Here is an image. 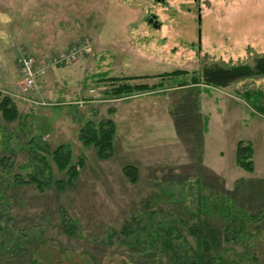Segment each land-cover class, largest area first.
<instances>
[{
	"label": "rangeland",
	"instance_id": "rangeland-1",
	"mask_svg": "<svg viewBox=\"0 0 264 264\" xmlns=\"http://www.w3.org/2000/svg\"><path fill=\"white\" fill-rule=\"evenodd\" d=\"M85 40L88 54L23 89L19 53L41 66ZM258 55L264 0H0V93L17 109L12 121L0 111V264H176L165 229L150 238L160 225L175 228L180 257L197 250L200 225L216 233L213 264H264V115L241 97L264 108V77L178 86L204 65ZM175 70L187 72L110 98L108 77ZM108 118L114 148L100 158L81 135ZM239 140L253 146L252 172L235 164ZM59 145L83 157L71 185L45 151Z\"/></svg>",
	"mask_w": 264,
	"mask_h": 264
},
{
	"label": "trees",
	"instance_id": "trees-1",
	"mask_svg": "<svg viewBox=\"0 0 264 264\" xmlns=\"http://www.w3.org/2000/svg\"><path fill=\"white\" fill-rule=\"evenodd\" d=\"M185 70H175L171 72H165L162 74L156 75H142V76H114L108 77L112 83L111 97L110 98H124L135 94V91H149L151 90V86L144 84H133L132 80L140 79V78H151V77H170L177 76L183 73H186ZM255 77H264V55L256 56L250 63H239V64H219V63H211L208 65H204L199 73H194L192 77L187 80L181 81L178 86L184 87L188 84L192 86H197L200 83H203L208 86H213L216 88H224L229 86L230 84L240 81V80H248L253 79ZM241 97L249 103V105L258 113L264 115V108L257 103V99L255 95L250 92L248 93L244 90L241 94ZM0 111L4 119L7 121H12L15 118V114L17 112L16 106L14 105L13 100L7 95H1L0 93ZM89 128L86 130L87 134H82L81 137L86 144H93L97 150V154L100 158H108L111 156L113 152L114 146V138L116 133V124L111 119L108 118L105 121L99 122L97 124H88ZM42 148V147H41ZM47 156H49L50 160L55 165L56 169L59 172H64L67 175V179L65 181V185H71L73 180L78 176L79 167H83V157L77 162H72V153L68 147L64 145L57 146L54 150L49 151L45 148ZM253 147L250 142L247 140H239L235 145V164L247 171L252 172L254 170V161H253ZM48 158V157H47ZM44 162V166L42 169L49 168L48 162L41 157V162ZM124 171L130 175L129 173H136V168L131 165H126L124 167ZM135 175V174H134ZM134 180V178H133ZM37 184L39 189H43V184L39 182L35 176H32V181ZM233 206V203L230 202ZM74 225L66 226L63 223L61 218V229L66 235L74 234ZM163 225L158 226L152 232H150V238L156 239L161 234L160 231L165 229V235L163 237V242L166 248H168L174 260H176V264H213L211 257L206 259V256H211V252L215 250V245L217 243L216 233L212 232L210 229H206L204 227H194L190 229L191 233L197 237V250L192 254L186 253V249L181 254L182 257L178 254V249L172 247L170 240L168 239V235L172 233L175 228L170 225V227H162ZM129 228V227H127ZM125 230H127L125 228ZM131 230L128 232L130 233ZM158 235V236H157ZM5 241H2L0 246H4ZM17 245H21L18 242ZM184 256V257H183ZM222 259L221 257H219ZM182 259L180 263L179 260ZM36 263V261L34 260ZM223 262V260H221ZM217 264H222L220 262H216Z\"/></svg>",
	"mask_w": 264,
	"mask_h": 264
},
{
	"label": "built area",
	"instance_id": "built-area-1",
	"mask_svg": "<svg viewBox=\"0 0 264 264\" xmlns=\"http://www.w3.org/2000/svg\"><path fill=\"white\" fill-rule=\"evenodd\" d=\"M89 46V40H85V42L83 41L79 45H72L65 50L58 51L52 58L46 61L45 65L41 66L36 65V61L31 55L23 52L19 53L17 65L19 67V72L23 77V89L35 88L37 78L44 75L49 67L67 65L76 62L80 57L89 53Z\"/></svg>",
	"mask_w": 264,
	"mask_h": 264
},
{
	"label": "crops",
	"instance_id": "crops-1",
	"mask_svg": "<svg viewBox=\"0 0 264 264\" xmlns=\"http://www.w3.org/2000/svg\"><path fill=\"white\" fill-rule=\"evenodd\" d=\"M192 86V85H191ZM253 147V146H252ZM254 168H255V166H254Z\"/></svg>",
	"mask_w": 264,
	"mask_h": 264
},
{
	"label": "bare ground",
	"instance_id": "bare-ground-1",
	"mask_svg": "<svg viewBox=\"0 0 264 264\" xmlns=\"http://www.w3.org/2000/svg\"><path fill=\"white\" fill-rule=\"evenodd\" d=\"M36 82H37V80H36Z\"/></svg>",
	"mask_w": 264,
	"mask_h": 264
}]
</instances>
